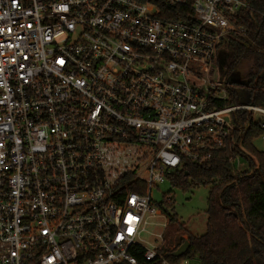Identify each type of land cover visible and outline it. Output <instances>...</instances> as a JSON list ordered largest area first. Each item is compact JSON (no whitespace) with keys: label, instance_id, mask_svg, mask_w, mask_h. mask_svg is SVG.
<instances>
[{"label":"built area","instance_id":"built-area-1","mask_svg":"<svg viewBox=\"0 0 264 264\" xmlns=\"http://www.w3.org/2000/svg\"><path fill=\"white\" fill-rule=\"evenodd\" d=\"M243 7L0 0V264H172L140 235L154 187L240 146L236 112L264 137V105L218 67Z\"/></svg>","mask_w":264,"mask_h":264},{"label":"trees","instance_id":"trees-1","mask_svg":"<svg viewBox=\"0 0 264 264\" xmlns=\"http://www.w3.org/2000/svg\"><path fill=\"white\" fill-rule=\"evenodd\" d=\"M241 1L250 7L241 8L237 14V24L246 28V34L231 35L221 44L218 64L228 78L239 75V66L248 61L245 74L239 78L250 89V102L264 105V75L260 76L264 71V0ZM230 102H236L234 94ZM235 123L236 135L243 136L240 146L235 145L231 151H213L205 161L184 159L182 169L167 176L170 186L182 191L209 186L205 232L199 236L186 234V238L177 236L171 250L159 249V254L172 264L194 256L200 264H264V153L252 145L261 129L250 122V114L244 111L235 113ZM246 152L249 155L245 156ZM232 154L245 156L248 168L233 171L228 161ZM131 189L145 194L143 182ZM158 206L170 224H178L169 193L162 195ZM185 241L189 243L186 253L174 257V251ZM142 254L143 249L135 252L140 263L160 264L159 259L144 262Z\"/></svg>","mask_w":264,"mask_h":264},{"label":"rangeland","instance_id":"rangeland-1","mask_svg":"<svg viewBox=\"0 0 264 264\" xmlns=\"http://www.w3.org/2000/svg\"><path fill=\"white\" fill-rule=\"evenodd\" d=\"M224 55V54H223ZM224 57V56H223ZM248 61L243 62L239 68L238 73L240 77L245 74L247 70ZM253 147L264 153V137L258 136L252 141ZM249 155L247 152L245 156ZM245 156H239L232 162L233 171H242L247 169L248 161ZM208 187H199L196 189L182 191L178 188H172L167 180L154 187L152 197L156 202L159 210V215L151 220V224L147 226L146 231L142 232L141 239L145 246L155 247L160 245L161 235L162 243L161 247H167L171 250L175 246V238L177 236H183L186 238V234H192L199 236L205 232L206 228V208H207V196ZM169 193L174 200V212L178 217V224H170L168 219L159 209V203L162 201V195ZM166 224L164 228L163 225ZM182 228H180L181 226ZM190 264H200L197 257L190 259Z\"/></svg>","mask_w":264,"mask_h":264},{"label":"water","instance_id":"water-1","mask_svg":"<svg viewBox=\"0 0 264 264\" xmlns=\"http://www.w3.org/2000/svg\"><path fill=\"white\" fill-rule=\"evenodd\" d=\"M218 67H219V70H220V73L222 75V69H221V64L219 63L218 64ZM264 75V71L261 73L260 76H263ZM227 82L230 83V84H234V85H244L245 83H243L240 78H239V75L238 74H234V75H231L230 77H228L227 79ZM189 248V243L188 241H185L183 242V244H181L173 253V256L174 257H181L183 256L186 251L188 250Z\"/></svg>","mask_w":264,"mask_h":264},{"label":"flooded vegetation","instance_id":"flooded-vegetation-1","mask_svg":"<svg viewBox=\"0 0 264 264\" xmlns=\"http://www.w3.org/2000/svg\"><path fill=\"white\" fill-rule=\"evenodd\" d=\"M237 74V73H236Z\"/></svg>","mask_w":264,"mask_h":264}]
</instances>
